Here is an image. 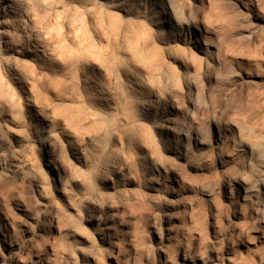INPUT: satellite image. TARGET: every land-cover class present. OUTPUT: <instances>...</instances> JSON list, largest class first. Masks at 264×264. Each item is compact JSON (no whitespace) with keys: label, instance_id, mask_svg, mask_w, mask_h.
I'll use <instances>...</instances> for the list:
<instances>
[{"label":"rangeland","instance_id":"obj_1","mask_svg":"<svg viewBox=\"0 0 264 264\" xmlns=\"http://www.w3.org/2000/svg\"><path fill=\"white\" fill-rule=\"evenodd\" d=\"M46 261L264 264V0H0V264Z\"/></svg>","mask_w":264,"mask_h":264},{"label":"bare ground","instance_id":"obj_2","mask_svg":"<svg viewBox=\"0 0 264 264\" xmlns=\"http://www.w3.org/2000/svg\"><path fill=\"white\" fill-rule=\"evenodd\" d=\"M160 3V2H159ZM164 21V20H163ZM166 22H168V21H166ZM171 24V23H170ZM170 26V25H169ZM4 41V40H3ZM5 42H8L7 40L5 41ZM46 263L48 264V261H46ZM50 264V263H49Z\"/></svg>","mask_w":264,"mask_h":264}]
</instances>
